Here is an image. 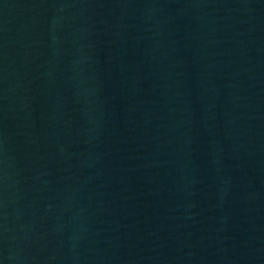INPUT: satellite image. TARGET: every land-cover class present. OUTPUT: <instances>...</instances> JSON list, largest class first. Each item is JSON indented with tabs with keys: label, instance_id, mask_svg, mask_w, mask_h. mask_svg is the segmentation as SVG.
<instances>
[{
	"label": "water",
	"instance_id": "obj_1",
	"mask_svg": "<svg viewBox=\"0 0 264 264\" xmlns=\"http://www.w3.org/2000/svg\"><path fill=\"white\" fill-rule=\"evenodd\" d=\"M0 264H264V0H0Z\"/></svg>",
	"mask_w": 264,
	"mask_h": 264
}]
</instances>
